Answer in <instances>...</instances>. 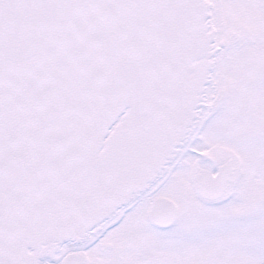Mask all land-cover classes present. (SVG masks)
Masks as SVG:
<instances>
[{
    "label": "snow or ice",
    "instance_id": "snow-or-ice-1",
    "mask_svg": "<svg viewBox=\"0 0 264 264\" xmlns=\"http://www.w3.org/2000/svg\"><path fill=\"white\" fill-rule=\"evenodd\" d=\"M0 264H264V0H0Z\"/></svg>",
    "mask_w": 264,
    "mask_h": 264
}]
</instances>
